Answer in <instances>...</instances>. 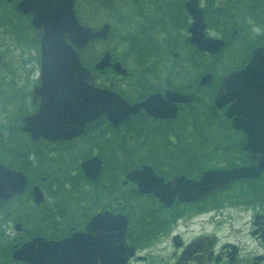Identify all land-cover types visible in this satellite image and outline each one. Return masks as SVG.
<instances>
[{
	"label": "flooded vegetation",
	"instance_id": "af4514ba",
	"mask_svg": "<svg viewBox=\"0 0 264 264\" xmlns=\"http://www.w3.org/2000/svg\"><path fill=\"white\" fill-rule=\"evenodd\" d=\"M20 1L11 0V5L18 9ZM199 4L202 14L200 22L195 23L197 17L188 11L187 0H122L120 9L113 10V13L122 20L120 40L127 43L125 53L117 55L108 49L111 51L108 67L100 72L93 69L96 85L111 88L130 102H141L156 94V105L161 107L159 111L167 115L174 104L168 97L171 91L191 97L188 101H175L177 112L174 117L153 116L141 109L115 126L106 115H100L78 134V125L69 123L68 137L59 130L61 127L65 129L66 123L57 122L56 117V121H50L47 117L42 134L31 132L25 119L38 112L41 104V99L34 96L41 65L36 81L19 88L11 77L12 70L5 66L9 72H1V66L0 162L27 174L23 193L0 199V234L8 241L7 246L12 248L13 244L36 235L59 239L66 235V229L71 232L83 230L91 218L106 212L107 216L102 218L98 228L109 229L112 236L120 227L119 218L126 219L125 241L135 250L126 264H264V172L256 178H247L252 183L253 192L249 199L223 196L226 192L223 189L194 201H185L175 195L171 206L165 205L153 191L141 192L138 184L128 178L129 171L140 168L144 162L130 164L125 171H121V164H116L117 169L112 171L104 155L98 150H90L104 161L101 176L97 180L82 176L85 174L82 162L90 156L81 157L84 136L92 138L89 144L95 149L98 138L104 134L112 137L110 132L113 129L117 131L115 137L124 138L134 136L130 127L143 134L163 133L175 137L179 133L191 139L204 135L211 89H214V98L226 75L243 69L253 48L264 45L262 39L258 40L264 37V27L255 22L241 31L234 20L219 18L225 13L226 6H239L237 2L199 0ZM21 14L23 17L19 18L28 23L29 30H19L20 34L12 36V40L37 38L40 41L43 28L33 25L34 14ZM77 15L81 18L78 10ZM194 25L198 27L194 28ZM114 31L112 25L109 38H113ZM197 31L203 37L215 32L216 37L225 40L223 50L210 54L199 49L193 41ZM96 43L99 45L101 40ZM228 47L232 49L223 57L224 49ZM211 59L216 60L214 70L210 67ZM115 62L120 63L124 72L114 68ZM210 73L212 79L203 82ZM245 79L252 87L238 90L243 81L241 77L235 102L239 104L244 99L252 105H261L258 109H264V76L256 74ZM231 102L219 109L232 121L226 115ZM17 104L19 109H13ZM31 127L37 126L32 123ZM236 131L243 134L240 139L244 144L247 134L241 129ZM105 143L103 145L107 147ZM123 150L128 151V147ZM160 151H171L176 154L174 159L185 164L198 162L199 168L195 169L200 171L207 166L203 159H209L205 147L154 146L149 152ZM234 157L237 165L257 163L244 147H239ZM149 164L165 181L177 174H186V171L178 170L186 165L181 163L180 166L173 160ZM105 173L107 176L103 178ZM232 188L235 190L236 186ZM39 189L44 195L40 203L35 197ZM66 195L69 200L77 198L82 202L84 211L81 214H88L85 219H80L82 216L66 219ZM140 202L144 203L145 209L133 208ZM129 251L123 250L124 256Z\"/></svg>",
	"mask_w": 264,
	"mask_h": 264
},
{
	"label": "water",
	"instance_id": "95a60500",
	"mask_svg": "<svg viewBox=\"0 0 264 264\" xmlns=\"http://www.w3.org/2000/svg\"><path fill=\"white\" fill-rule=\"evenodd\" d=\"M74 4L75 0H21L18 4L21 12L34 14L35 27L43 28L40 39L41 73L39 84L34 89V96L41 99V104L38 112L26 117L27 128L31 132L39 131L42 134L44 123L47 121L44 119L48 117L50 121L66 123V128L61 127L59 130L68 137L69 123L78 125V134L83 132L88 122L102 114L114 125L139 113L141 109L147 110L153 116L174 117L177 112L175 101H188L191 97L171 91L168 97L174 104L167 115L159 111L161 107L156 105V94L141 102L131 103L118 92L95 85V74L82 63L76 48H82L97 37L106 38L110 32V24H104L99 30L82 24L75 14ZM187 4L195 18L197 17L195 23L200 22L202 11L198 0H189ZM195 26L198 27L194 25V28ZM193 41L199 49L211 53L219 51L224 45L223 40L203 37L200 31L195 32ZM109 60L110 55L106 53L96 63V68L107 67ZM113 66L124 72L119 62L113 63ZM256 74L264 76V45L253 49L243 69L226 75L216 92L214 103L222 107L232 101L226 115L233 118L235 128L247 133L248 140L244 147L250 158L256 159L257 163L225 169H207L199 179H190L183 174L176 175L167 182L156 175L150 165L145 164L141 169H133L128 174L129 178L137 181L141 192L153 191L161 197V201L170 206L175 195L185 201L199 200L213 190L229 187L236 179L257 177L264 171V109H258L261 105H252L244 99L239 104L235 102L239 79L243 77L238 90H249L252 84L245 78ZM211 79L210 73L204 77L203 82ZM52 115L53 119H50ZM32 123L37 127H31ZM83 165L86 174L96 178L102 161L98 156H93L84 161ZM26 182L27 176L23 171L8 168L0 162V198H8L16 192H22ZM41 200L43 196L39 192L37 202ZM105 214L93 218L86 231L74 232L59 241L37 236L15 250L14 258L34 264H98L99 261L102 264H124L130 255L124 256V252L120 253V247L126 250V219L119 218L120 227L112 236L109 229L98 228L102 224V218L107 216Z\"/></svg>",
	"mask_w": 264,
	"mask_h": 264
},
{
	"label": "trees",
	"instance_id": "16d2710c",
	"mask_svg": "<svg viewBox=\"0 0 264 264\" xmlns=\"http://www.w3.org/2000/svg\"><path fill=\"white\" fill-rule=\"evenodd\" d=\"M118 1L119 0H90L88 3L97 4V7L109 6L118 9ZM231 2H233V4L237 2L239 6H226L225 13L219 15V18L234 20L239 29H242L241 31H243V28L245 26H252L251 24L255 23L254 21H252L254 19L257 20L256 23L258 26L264 27V0H227V3ZM21 16L23 17V15L13 5L6 4L4 0H0L1 45L6 42L5 35L11 34L13 37H15V35H19L20 32L29 30L28 23L22 22V19L19 18ZM19 30L21 31L19 32ZM261 39L262 41H264V37L258 40ZM15 42L19 46L20 44H23L27 47H32L39 51V42L37 38L30 40L17 39ZM256 43L257 42L251 43V45ZM98 47L99 45L97 43H91L80 51L84 63L93 67L96 59H98L100 54V50L98 49ZM210 67L211 70H214V68L216 67V60L210 61ZM213 90L214 89H211L212 92L210 93L211 96L208 103V121L206 120L207 126L205 132L203 133L204 135L193 137V139H191L188 135L184 136L183 134L181 135L179 133L175 137L163 133L154 134L150 132L143 134L142 132L138 131V129L130 127L131 131H129L134 132V136L124 138L115 137L114 134H116L117 131L113 129L110 132V135H112V137H109V134H104L98 138V144L96 145L95 149L92 148L89 144V142L92 141V138L90 136L82 137L83 149L81 157L84 158L90 155L93 150H98L100 154L106 157L110 170L115 171L117 169L116 164H121V171H125V168H127L130 164L131 166L135 165V159H141L143 162L145 161L157 164H159L160 161L165 160H173L174 162L173 156L176 154L171 153V151L149 152L151 147H170L174 145L195 146V144L198 143L200 144V147L203 146L206 148V151H208L211 160H216L218 162L215 164H211L209 167L218 166L224 162L227 165L237 164V159L234 158V153L231 148L242 147V139L240 140L239 138L242 137L243 134L239 133V131H236L231 123V120L224 117L223 111L214 105L212 101V94L214 93ZM180 130L181 129H177V131L181 132ZM87 134L90 133L87 132ZM105 139H108V141L106 140V143L103 142ZM104 143L107 145V147L103 145ZM125 146L128 147V151H121ZM141 147H143V149ZM172 170H175V168L171 169L169 172H171ZM178 170L186 171L189 173L187 168L179 167ZM195 171L199 172L200 170L195 169ZM82 176L86 178L84 173L82 174ZM106 176L107 174L105 173L103 178H106ZM251 185L252 183L248 180L241 181L237 183L235 192L240 194L242 198L249 199L252 193ZM61 198L63 199V196ZM65 200L67 220H70L71 218L77 219L79 216H82L80 219H85V217L88 216L87 213L81 214V212L84 211V208L81 206L82 202L78 201L77 198L69 200L68 195H66ZM86 202L87 201H84V203ZM133 208L145 209L146 207L144 206L143 202H140ZM69 232L70 230L66 229V234H68ZM5 261L8 264L9 259H6Z\"/></svg>",
	"mask_w": 264,
	"mask_h": 264
},
{
	"label": "rangeland",
	"instance_id": "374dc122",
	"mask_svg": "<svg viewBox=\"0 0 264 264\" xmlns=\"http://www.w3.org/2000/svg\"><path fill=\"white\" fill-rule=\"evenodd\" d=\"M90 0H77L76 2V10L80 12L81 19L85 22L90 23L92 26H99L104 21H112L115 31L113 32V38H109L108 41L100 43L99 47L101 50H104V48H109L111 51H113L114 54L117 55H123L125 53L127 43H121L120 40V34L123 32V24L121 18L116 14L113 13V10L110 8L101 7L100 9H97V4H91L88 3ZM120 6L122 4V1L119 2ZM118 4V6H119ZM119 6V7H120ZM96 19V20H93ZM254 22H257V20H252ZM97 24H95V23ZM117 32V33H116ZM211 35L215 36V32H210ZM6 42L0 45V51L3 53V60L6 62V67L10 68L12 70L11 77L14 79V82L16 86L22 87L25 86V84H32L36 81V76L38 73V68L40 67V61L38 56V50L32 47H27L26 45L20 46L13 42L8 35H6ZM229 49H232L230 47L225 48V53L222 55L223 57L229 53ZM211 61H214V59ZM3 62L0 61V69ZM3 69V70H2ZM1 69V72L8 70H5L4 68ZM28 69V71H27ZM20 105L17 104L13 107V109H19ZM205 125H207V121L205 120ZM240 139V138H239ZM241 140V139H240ZM239 141V140H238ZM196 149H199L200 144H195ZM238 148V147H237ZM205 162V165L208 167L211 164L218 163L216 160L209 159H203ZM138 161V159H136ZM188 171L190 174H193L195 177H198V172L195 171V168H199V163L194 162L191 165L186 164ZM253 195V192L251 193V196ZM223 196H232L236 199L241 198L240 194L235 192V190L230 187ZM216 203V201L214 202ZM213 204V202H211ZM212 206V205H211ZM227 209V208H226ZM235 208H231L233 210ZM8 251L6 250L5 253L0 250V264H7L5 262L6 259H9L7 256ZM8 264H11V261L9 259Z\"/></svg>",
	"mask_w": 264,
	"mask_h": 264
}]
</instances>
